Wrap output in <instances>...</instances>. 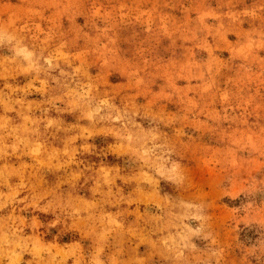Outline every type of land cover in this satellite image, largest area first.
<instances>
[{"label": "rangeland", "instance_id": "obj_1", "mask_svg": "<svg viewBox=\"0 0 264 264\" xmlns=\"http://www.w3.org/2000/svg\"><path fill=\"white\" fill-rule=\"evenodd\" d=\"M0 264H264V0H0Z\"/></svg>", "mask_w": 264, "mask_h": 264}]
</instances>
